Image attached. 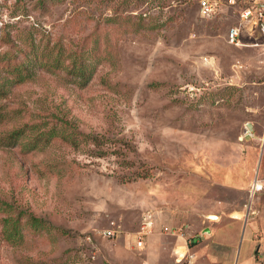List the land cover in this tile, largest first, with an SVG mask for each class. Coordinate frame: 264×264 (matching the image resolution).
<instances>
[{"label":"rangeland","instance_id":"obj_1","mask_svg":"<svg viewBox=\"0 0 264 264\" xmlns=\"http://www.w3.org/2000/svg\"><path fill=\"white\" fill-rule=\"evenodd\" d=\"M38 1L0 0V264H175L183 239L164 227L191 239L198 264H253L248 242L255 253L264 243V188L249 197L264 181L260 41L229 45L235 15L201 18L197 0ZM81 51L83 85L63 68ZM52 129L98 148L47 140ZM220 229L232 255L215 244Z\"/></svg>","mask_w":264,"mask_h":264},{"label":"built area","instance_id":"obj_2","mask_svg":"<svg viewBox=\"0 0 264 264\" xmlns=\"http://www.w3.org/2000/svg\"><path fill=\"white\" fill-rule=\"evenodd\" d=\"M198 13L201 18L212 19L219 16L226 9L231 10L235 15L236 24L230 26L225 34V41L234 47L244 46L242 39L257 38L260 42L253 45L264 48V0H197ZM251 130L244 128L243 137H251ZM255 177L249 189V197L264 188V181ZM259 181V183H258ZM152 215L148 214L144 219L141 229L134 234L135 246H143V238L148 234V230L153 227ZM116 225L111 224V228L102 232L106 238H111L117 233ZM163 231L170 235H176L177 241L183 239V254L173 250L175 264H198L196 254L190 250L191 239L183 238V235H177L171 227H164Z\"/></svg>","mask_w":264,"mask_h":264},{"label":"trees","instance_id":"obj_3","mask_svg":"<svg viewBox=\"0 0 264 264\" xmlns=\"http://www.w3.org/2000/svg\"><path fill=\"white\" fill-rule=\"evenodd\" d=\"M49 1H52V0H39L38 2H39V4H42L45 2L47 3ZM63 55H64V51H63L62 47H59L56 51V55H55L54 59L52 60L53 61L52 65L55 64L54 68H57V69L61 68V66L59 64L64 61ZM77 56L78 57L73 59V61L70 63L71 65L68 68L67 67H63V68H66V71H67L66 73L71 75L74 79L79 80V82H81L83 85L88 81V79L90 78V75H91V73L89 72V66L86 65L87 64L86 62L88 61L90 56H89V53L85 52V51H81V53ZM47 135H48V137L46 138L47 140H49L51 138H60L63 141L71 144V146H75L76 148H79L82 145L83 146H89L90 144H92L94 147L98 148V143L95 142L96 139H94L93 136H91V135L79 134V136H82V139H80L79 141L77 139H75L76 138L75 134H66L63 132L58 133V132L54 131L53 129L50 130ZM87 152L91 153L90 150H88ZM33 220L35 221V219H33Z\"/></svg>","mask_w":264,"mask_h":264},{"label":"crops","instance_id":"obj_4","mask_svg":"<svg viewBox=\"0 0 264 264\" xmlns=\"http://www.w3.org/2000/svg\"><path fill=\"white\" fill-rule=\"evenodd\" d=\"M234 214H240V212H235ZM209 216L210 215H208L207 217L209 218ZM214 216H216V218H215L216 223L218 222V220H221L223 218L221 215L220 216L214 215ZM227 216L228 217H226V218H232V220H234L233 223H237L239 220V218H237V217H232L233 215H227ZM205 229H208L210 234L215 233V230H214L215 228L209 227V228H205ZM217 235L218 236L215 238V242H216L215 244L217 246L221 245V246L229 248L232 253L230 251L228 253H230L232 255L234 252V249H235L236 242L234 240L227 239V237H229V235L227 236L222 229H220L218 231ZM250 239L251 238L249 236V240ZM250 241L248 242L246 250H245V259L247 261H251L254 259L253 264H264V243L261 242L259 249H257V252L255 253V249H253V243H252V241L251 242ZM261 258H262V260H260Z\"/></svg>","mask_w":264,"mask_h":264},{"label":"bare ground","instance_id":"obj_5","mask_svg":"<svg viewBox=\"0 0 264 264\" xmlns=\"http://www.w3.org/2000/svg\"><path fill=\"white\" fill-rule=\"evenodd\" d=\"M175 251L180 253V255L183 254V248L182 247L181 248H176Z\"/></svg>","mask_w":264,"mask_h":264},{"label":"water","instance_id":"obj_6","mask_svg":"<svg viewBox=\"0 0 264 264\" xmlns=\"http://www.w3.org/2000/svg\"><path fill=\"white\" fill-rule=\"evenodd\" d=\"M209 218H211V219H215L216 216H214V215H210ZM205 233H209V230H208V229H205Z\"/></svg>","mask_w":264,"mask_h":264}]
</instances>
